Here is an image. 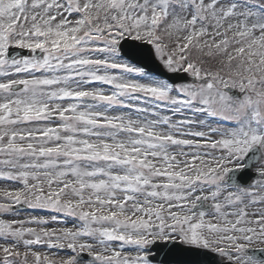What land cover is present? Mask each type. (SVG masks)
Returning a JSON list of instances; mask_svg holds the SVG:
<instances>
[{
  "label": "snow or ice",
  "instance_id": "obj_1",
  "mask_svg": "<svg viewBox=\"0 0 264 264\" xmlns=\"http://www.w3.org/2000/svg\"><path fill=\"white\" fill-rule=\"evenodd\" d=\"M0 264H264V0H0Z\"/></svg>",
  "mask_w": 264,
  "mask_h": 264
}]
</instances>
